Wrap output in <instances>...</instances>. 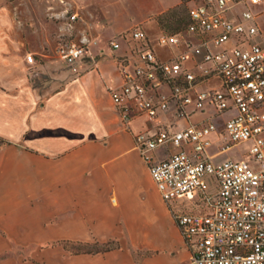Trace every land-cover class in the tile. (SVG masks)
<instances>
[{
    "label": "built area",
    "instance_id": "obj_1",
    "mask_svg": "<svg viewBox=\"0 0 264 264\" xmlns=\"http://www.w3.org/2000/svg\"><path fill=\"white\" fill-rule=\"evenodd\" d=\"M260 7L264 0H195L183 31L160 30L154 40L137 26L109 42L114 54L125 50L116 58L122 83L111 98L126 130L138 118L149 124L135 145L158 193L166 202L206 207L175 217L189 264H264ZM68 16L71 24L80 18ZM58 53L72 68L89 54L85 44L61 45ZM235 148H243L242 158H220ZM159 150L167 157L157 160Z\"/></svg>",
    "mask_w": 264,
    "mask_h": 264
},
{
    "label": "crops",
    "instance_id": "obj_2",
    "mask_svg": "<svg viewBox=\"0 0 264 264\" xmlns=\"http://www.w3.org/2000/svg\"><path fill=\"white\" fill-rule=\"evenodd\" d=\"M65 1L64 7L58 3L49 5L55 10L50 20L38 23L26 18L20 33L0 35V264H18L1 255L11 250L34 249L44 241L94 240L81 226L83 221L77 224L74 218L43 231L42 207L37 204L43 199V187L73 186L76 182L100 185L99 177L88 180L70 175L76 154L90 163L91 154L104 153L107 148L115 155L108 170L116 176L119 201L128 210L122 217L125 229L115 225V217H106L108 232L127 233L139 248L156 249L159 253L136 261L124 249L81 260L72 258L67 264H189L190 249L156 187L154 204L138 198L139 176L149 182L134 139L139 132L148 130L149 124L138 118L131 123L132 131L124 129L110 94L122 83L116 58L125 50L123 47L114 54L109 42L137 26L158 27L155 18L181 5L183 0ZM33 6L25 8H36ZM259 10L264 27V9ZM68 12L78 14L79 20L71 24ZM6 22L13 25L11 18L4 26ZM59 39L85 44L88 58L73 68L65 65L66 69H61L55 61ZM28 54L35 56L33 63L27 61ZM32 67L34 74L50 76V86L45 91L31 84ZM166 117L169 116L163 115L164 121ZM106 139L117 144L106 147L102 145ZM216 150L215 146L211 154ZM161 151L164 156L157 160L167 157L166 151ZM93 159L98 164L103 162L101 157ZM60 172L65 176L60 177ZM28 186L35 187L34 195L28 196L22 188ZM47 198L57 203L58 191ZM27 208L34 211L33 221H27ZM97 209L100 215L108 214V206L103 203ZM182 212L190 211L183 208L176 214Z\"/></svg>",
    "mask_w": 264,
    "mask_h": 264
},
{
    "label": "rangeland",
    "instance_id": "obj_3",
    "mask_svg": "<svg viewBox=\"0 0 264 264\" xmlns=\"http://www.w3.org/2000/svg\"><path fill=\"white\" fill-rule=\"evenodd\" d=\"M195 0H183L182 5L176 8L166 18V23H170L169 28H165L161 25L158 27L143 26V28L152 36V39H156L160 35V30L177 29V31H183L188 24V8ZM58 3L64 7L66 4L65 0H0V35L7 33H20L21 27L27 19L35 20L38 23L45 22L47 19L50 20L51 15L53 16L54 9L50 8V4L54 5ZM36 4V6L34 5ZM42 4L48 6L43 8ZM26 5H34L36 8L27 10ZM33 6V7H34ZM72 14L69 12L68 15ZM69 17V16H68ZM11 21V26L5 21ZM11 23V22H10ZM171 28V29H170ZM57 50L61 45H71L63 40H58ZM156 50L161 53L162 49L155 44ZM55 61L58 63L61 69H66L67 65L60 54L55 53ZM34 67L30 69V82L39 91H45L50 86L51 78L48 74H34ZM125 129V128H124ZM135 140V139H134ZM117 143H113L106 139L102 145L106 147L114 146ZM122 145H127L123 142ZM135 151L136 148H135ZM111 150L107 148L104 153L91 154L92 161H84L82 155H75V163L73 173L70 175L75 179H93L99 177L101 184L96 185L91 183L90 185H84L83 182H76L73 186H57V187H43V199L38 203L41 206V214L43 217V231L50 229L52 226L66 220L67 218H74L76 223H81L84 229L91 235L94 236V240L90 242H83L80 240H68V241H56L49 240L44 241L39 247L34 249L25 250H11L1 256L3 258H11L18 261V264H67V260L83 259L85 256L94 255H106L111 252L128 250L131 252L136 261H140L147 257H152L159 253L158 250H145L139 248L136 241L130 239V235L127 233L123 234H112L109 233V225L106 222L107 216L115 217V225L120 228L124 227L125 222L123 215H126L128 211L122 206L119 201L118 187L116 185V176L112 174L108 169L112 167L115 160V155L110 153ZM243 148H235L232 151H228L223 154L221 159L228 158H242ZM140 163L145 167L146 173L145 178L149 182L146 183L141 176H139V190L138 198L141 202L148 204L155 203L157 199V192L155 190L154 183L149 175L147 165L137 151ZM155 158H160L163 155L162 151L159 150L153 155ZM93 157H101L103 162L101 164L95 163ZM99 173V176H98ZM64 175L60 172V177ZM26 189L28 196L35 194V187H22ZM58 191L59 200L57 203H53L50 199L48 200L47 195ZM104 201V202H102ZM103 203L108 206V214L100 215L97 211V205ZM166 208L172 213V218L175 220L176 212H180L181 209H186L190 212H205L206 207L204 203L197 201L195 204L187 200H182L178 203L165 202ZM34 205V203H32ZM29 211L27 221H33L35 215L31 208H27ZM126 209V210H125ZM174 210L176 212H174ZM29 223V222H28ZM28 226H32L28 224Z\"/></svg>",
    "mask_w": 264,
    "mask_h": 264
},
{
    "label": "trees",
    "instance_id": "obj_4",
    "mask_svg": "<svg viewBox=\"0 0 264 264\" xmlns=\"http://www.w3.org/2000/svg\"><path fill=\"white\" fill-rule=\"evenodd\" d=\"M182 3H183V1H182ZM181 5H179V6L175 7V8H173V9L169 10L168 12H166V13H164L162 15L157 16L155 18L156 22L159 25H161V26H163L165 28H169L171 24L170 23H166L167 16L171 13V11H174L176 8H179ZM188 10H189V8H188ZM188 25H189V13H188V24H187V26ZM187 26L185 27V29L187 28ZM161 30H163V29H161ZM164 31H167V32H170V33H178V32H180V31H177V29H173V28H172V30L165 29Z\"/></svg>",
    "mask_w": 264,
    "mask_h": 264
}]
</instances>
